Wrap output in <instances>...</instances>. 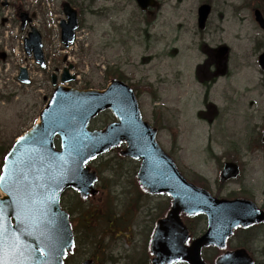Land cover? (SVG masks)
<instances>
[{
    "label": "rangeland",
    "instance_id": "1",
    "mask_svg": "<svg viewBox=\"0 0 264 264\" xmlns=\"http://www.w3.org/2000/svg\"><path fill=\"white\" fill-rule=\"evenodd\" d=\"M21 1L37 13L48 64L42 69L27 56L14 9L0 5V52L7 54L0 58V173L5 148L36 122L45 97L51 96V75L72 63L77 78L69 86L75 88L102 89L111 77L124 74L139 92L144 119L160 129V144L188 178L216 196H245L264 204V70L259 64L264 30L253 14L255 6L264 12V0H160L154 14L143 13L134 0L81 2L80 28L69 48L60 38L62 0ZM204 2L212 5V14L201 31L197 10ZM223 46L227 51L218 60L212 50ZM212 62L214 70L220 69L210 86ZM20 66L28 69V85L17 79ZM112 120L111 113L104 112L92 127ZM228 160L238 162L242 173L222 184L220 167ZM91 165L99 171L97 187L105 191L103 198L79 205L75 192L63 197V204L74 210L77 247L72 262L97 253L90 237L97 240L107 231L102 234L100 263L137 264L136 257L146 250L151 221L169 199L139 192L136 160L112 152ZM194 226L197 235L205 230L202 219ZM247 244L256 263L264 264V228L254 230ZM204 256L211 257V251Z\"/></svg>",
    "mask_w": 264,
    "mask_h": 264
},
{
    "label": "water",
    "instance_id": "2",
    "mask_svg": "<svg viewBox=\"0 0 264 264\" xmlns=\"http://www.w3.org/2000/svg\"><path fill=\"white\" fill-rule=\"evenodd\" d=\"M137 2L143 9L155 3L154 0ZM210 10L209 5L200 7L201 28ZM64 11L68 21L61 22L62 40L68 46L74 40L78 19L68 3H64ZM255 13L264 28L260 10ZM26 16H21L23 21ZM25 49L45 65L41 35L35 28L25 39ZM260 63L264 68V53ZM19 78L29 81L26 69H21ZM74 78L66 68L62 83ZM53 80L55 83V76ZM106 109H111L119 121L90 131V121ZM156 134L157 129L142 120L133 90L122 81L112 80L103 90H77L59 85L38 123L18 139L5 157L1 174L5 179L0 180V230L8 237L6 259L12 264H63V257L72 249L74 240L68 214L60 206L61 194L72 187L83 197L94 195L96 172L85 165L124 141L128 146L122 153L142 159L138 174L142 188L150 193H168L173 198L168 217L159 221L152 242L154 264L181 260L206 264L201 257L203 246L223 243L237 226L247 227L264 221V211L252 201L219 200L187 181L157 143ZM56 136L61 138V149L55 146ZM238 174L239 167L227 163L222 178L226 180ZM182 212L188 215L201 212L209 216L208 232L190 247L186 245L188 231L180 219ZM49 247L55 248L58 254L49 255ZM236 254L218 264H254L244 251Z\"/></svg>",
    "mask_w": 264,
    "mask_h": 264
},
{
    "label": "flooded vegetation",
    "instance_id": "3",
    "mask_svg": "<svg viewBox=\"0 0 264 264\" xmlns=\"http://www.w3.org/2000/svg\"><path fill=\"white\" fill-rule=\"evenodd\" d=\"M0 4L2 5V6H4V7H8V9H10L11 7H12V9H14V11H16L17 9H19L22 5L24 6V8L26 9V10H28L27 8H26V5H25V3L23 2V1H21V0H0ZM22 8V7H21ZM29 11V10H28ZM22 32H26V30L24 31V30H22ZM164 213V212H163ZM159 217H161V216H159ZM194 222V220L192 221V223ZM155 224H156V220L154 221V225H151L150 224V229H149V231H150V234L152 233V231H154V228H155ZM190 228H191V231H193V228H194V226H190ZM251 229L252 228H250V229H245V230H242L240 233H238V234H236V236H239V235H241V237L242 238H244V240L247 242L250 238H251ZM243 244H245V242H243V243H241V244H238L237 246H231V244L230 243H228L227 244V246L225 247V249H217V248H214V247H212V248H210V249H208V250H210L211 251V253H212V258L213 259H218L219 257H220V255L225 251V250H231L232 248H235V247H238V246H244ZM96 249H97V253H95V256H92L93 254H90L91 256L90 257H92L93 259H95V260H97L98 258H100V260L102 259L101 257H102V253H103V247H96ZM250 249V248H249ZM251 251V250H250ZM101 256V257H100ZM149 258V257H148ZM100 260L98 261L97 260V262H98V264H101L100 263Z\"/></svg>",
    "mask_w": 264,
    "mask_h": 264
},
{
    "label": "snow or ice",
    "instance_id": "4",
    "mask_svg": "<svg viewBox=\"0 0 264 264\" xmlns=\"http://www.w3.org/2000/svg\"><path fill=\"white\" fill-rule=\"evenodd\" d=\"M4 179H5L4 177H0V180H4ZM7 239L8 237L5 235V233L2 230H0V264H12V262L6 259L5 256V247H6ZM54 253H56L55 248L49 247V255H52Z\"/></svg>",
    "mask_w": 264,
    "mask_h": 264
},
{
    "label": "trees",
    "instance_id": "5",
    "mask_svg": "<svg viewBox=\"0 0 264 264\" xmlns=\"http://www.w3.org/2000/svg\"><path fill=\"white\" fill-rule=\"evenodd\" d=\"M1 151V150H0ZM4 151H6V149L4 150ZM4 154H2V156H3Z\"/></svg>",
    "mask_w": 264,
    "mask_h": 264
}]
</instances>
